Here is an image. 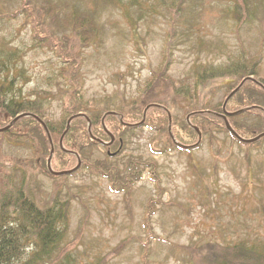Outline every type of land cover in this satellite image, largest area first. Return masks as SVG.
Returning a JSON list of instances; mask_svg holds the SVG:
<instances>
[{"label":"rangeland","instance_id":"rangeland-1","mask_svg":"<svg viewBox=\"0 0 264 264\" xmlns=\"http://www.w3.org/2000/svg\"><path fill=\"white\" fill-rule=\"evenodd\" d=\"M21 2L0 0V64L7 66L0 76L9 74L11 68L13 93L31 99L49 97L45 112L55 127L71 100L72 83L63 73L66 65L58 55V42L52 47L37 42L34 33L39 30L47 35L48 29L60 38L63 25L58 20L51 23L48 16L56 10L64 18L75 8L87 11L96 25L93 41L78 45L66 25L63 31L72 40L61 47L71 53L75 50L73 62L79 74L75 93L80 106L89 112L104 114L131 106L149 79L164 71L176 88L188 93L183 99L167 101L170 113L181 122L190 113L186 114L187 106L223 102L229 85L237 81L235 76L218 77L201 86L196 66L216 72L244 56L245 64L254 65V77H264V0L246 1L251 11L254 4V12L238 23L228 13L238 4L233 0H184L177 17L172 12L174 0H30L25 10L20 8ZM243 85L229 101L228 111L239 105L252 84L246 81ZM169 95L174 94L169 91ZM256 116L252 112L236 119L257 125L261 120ZM110 118L104 123L112 129L114 120ZM186 133L182 130L181 134L188 138ZM197 138L190 141L195 143ZM202 139L190 152L166 150L164 136L141 127L131 135L124 134L121 150L113 146L110 157L102 145L80 140L89 163L107 159L108 164L122 168L129 159H140L142 175L130 193L111 191L108 178L84 166L65 179L47 175L34 163L27 147L9 144L3 145V159L13 160L19 167L13 171L5 162L12 175L1 179L11 186L27 183L40 204L53 199L67 204L66 227L58 247L75 254L72 264L95 260L100 264H186L192 256L195 264H209L200 253L221 250L212 244L264 235V139L246 146L221 130ZM63 153L54 149L53 170L76 165L77 158L71 157L62 166ZM152 162L155 166L149 165ZM150 200L152 208H148ZM148 210L152 212L150 229L145 224ZM147 237L151 238L144 246ZM23 248L24 259L35 254L31 242Z\"/></svg>","mask_w":264,"mask_h":264},{"label":"trees","instance_id":"trees-1","mask_svg":"<svg viewBox=\"0 0 264 264\" xmlns=\"http://www.w3.org/2000/svg\"><path fill=\"white\" fill-rule=\"evenodd\" d=\"M176 1L174 0L175 4L172 8V12L175 14V17L179 15V4L184 3V0ZM246 1L248 0H233L234 3L238 2V4L235 5L232 11L228 13H233L236 23L244 21V18H248V13L251 11L249 6L251 4L247 5ZM28 5H30V0H22L20 8L25 10L28 8ZM253 7L255 8L254 4L252 6L251 12H254ZM44 8L46 11L50 9L48 5H45ZM56 11L49 13L50 15L48 16L51 23H55L56 20H58L60 24L63 25L62 29L60 25V29L62 30L60 38L58 34L53 32L49 33L48 29L45 31L48 33L47 35H41L42 33L39 30H36L34 33V38L37 40V42H45L51 47L57 45L56 42H58V45H60V51L58 52V55L62 59L63 64L66 65V68H63V73L66 75V80L70 79L69 81L72 83V90L70 93H68V98H71V100L69 103H67V105L65 104L64 113H62L63 117L61 120H59V122L56 123L57 126L55 127V124L53 125V122L49 121V119L46 117V108L48 107L49 103H51V99L49 97L45 98L39 96L38 99H31L26 96H21L20 93H13V88L11 86L13 83L12 75L15 74L12 72L11 68L9 74L3 77L0 76L1 127H4L12 122V120L20 113L29 112L34 114L33 116L24 115L20 118L18 117V119H16L6 131L0 132V174L2 173V175H0V264H72L74 262L75 255L71 254L69 249L64 250L62 247H58V244H61L62 242V238L64 236L63 231L66 227L65 222L67 221L66 217L68 210L67 204L64 202H58L57 199H53L51 203L45 202L46 204H40L34 199L36 194L30 187H28L27 183H24L21 187L15 185L11 186L9 182H2L1 178H10L12 175V173L6 169L7 165H5V162L12 167L11 169L13 171H17L19 167L17 162L3 159L4 153L2 148L4 144H9L14 147H27L31 152V157L34 163L41 167L40 170H43V173L47 175L56 177L50 174L47 171V167H45L46 156H48L50 151L49 137H51L54 144V149L64 152L62 157H60V163L62 166L67 165V161L71 157L76 158L74 155L76 153H78L81 159V165L75 172L71 174H64L63 176L61 175L59 177L65 179L69 177V175L75 174L80 168L84 166L87 167L90 172H93V174L96 173V175L108 178L110 181L109 185L111 191H127L130 193L133 184L136 183V181H138L142 175L140 159L134 160L131 158L128 162H124V166L122 168H119L116 166V164H108L107 159H104L99 163H89L88 159L86 158L87 151L85 152L83 144L79 143L80 140L84 141L85 139V141L89 142L91 145H102L107 150V156L110 157L112 155L108 154V149L118 145V149L121 150L123 146L124 134L131 135L133 134L134 130L141 127H150L159 135L164 136L166 150L177 149L186 152H190L192 149L199 147L205 134H211L212 132L215 133L217 130H221L222 132L226 133L228 137H231L234 141H237V143L239 142L240 144L246 146L255 145L257 142L259 143L264 139L263 136L252 143H242L238 140V138L236 139L227 130L223 118L219 115L222 112L221 99L214 105L205 104V106H201L199 108L195 107V105L187 106V109L185 110L186 114L188 112H193L189 117V121L192 125L197 126V128L200 129L202 138H200L201 141L199 145L194 148H184L175 144L167 130V110L170 111V109H168L167 101L172 99H183L184 97L188 96V93L182 87L176 88L171 78H168L164 71L161 72L160 75H153L149 79L142 89L143 91L140 93L138 101H134L131 106L128 105L127 107L124 105V108H120L117 111L114 110L117 112L115 114H106L105 118L109 116L111 117L110 119L114 120L112 123V129H110L105 124L107 129L111 131L110 133L114 135L113 143H111L109 146L100 144L90 137L87 130L88 120L85 116L78 115L74 117L70 122L69 128L65 134H63L66 129L67 118L75 113H84L88 116L89 121L91 122V134L105 141L110 140V136L105 133L101 124L103 113L100 114L89 112L90 109L80 106L77 100V93L75 92L79 90L77 89V78L79 79V74L76 73L77 67L75 68V63L73 62L76 61L77 58L75 50H73L71 53L67 49L61 48L64 47L63 42H69L72 40L70 39L69 34H65V31H63L67 29L66 25H68V28L70 29L69 33H71L73 41L76 43V45L83 43L84 41H93L92 39H94V36H96V32L94 30L96 25L93 16L87 11L78 12V10L75 8L64 18L62 16L58 17L59 14L56 13ZM69 15L72 16V19ZM245 60L246 58L242 56L241 60L238 63L232 65L230 68L223 66L216 72H210L214 69L208 71V69L202 65L196 66V69H198V83L202 84L201 86H204L213 82L210 80L214 78L235 76L237 81L235 83H231L226 90V93H229L237 86L241 78L249 75H256L254 65L245 64ZM6 68V65L4 67L2 64H0V73ZM9 75H11L12 78ZM257 79L264 85V77L259 76ZM248 81L252 84L249 87L250 89L244 92V96L240 97L239 100H241V102L239 101V105L232 108L231 110L236 114L227 116L231 127H233L241 135V137H252L264 131V112L258 107L253 106L257 105L264 108V88L250 80ZM243 86L244 85L242 84L237 92L231 95L232 97L225 105L227 110H229V101L235 97V95L238 93V91H240V89H242ZM169 91L171 94H174L173 97L169 95ZM151 103L159 104L161 106L152 105L146 109L147 112L145 114V119L141 125L127 126L120 122L122 120L129 122H139L142 119L143 108ZM245 104L248 106L244 107L246 106ZM252 112H256V117L261 120V123L253 125L245 121H237L236 117H241L245 114H252ZM171 117L172 120L170 130L175 137V140L184 144L193 143V141H190V138L192 137L194 140H196L198 137L196 130L193 129V126L190 125L186 119H183L181 122H179V119H177V116L174 113H171ZM40 120L44 121L48 132H46L43 126H41ZM182 130H186L188 132L189 135L186 133L189 136L188 138L181 134ZM61 134L64 135L61 146L64 147L63 143L66 144L63 150H61V146H59V138ZM68 151H71L72 153H69ZM152 163L153 164L149 165L155 166V163ZM27 170L28 168H22V171ZM31 174L35 175L33 172ZM152 203L153 201L150 200L148 208H152ZM151 213L148 210L147 215L145 216V224L148 229L151 228V225L149 224L150 221H148L150 217L149 215H151ZM60 224H63L61 228ZM149 234H151V232ZM150 238L151 237H147L142 242V244H146ZM29 242L34 245L35 249L33 251L35 254H32L29 259H24V243ZM212 246L218 247L221 250L215 251V254L200 253L209 264H264V235H256L253 238L246 237V239L238 238L224 244H212ZM203 247L205 246L199 248V251ZM56 250L57 254H53ZM198 258L200 259V256H198ZM213 258L214 260L211 262V259ZM195 263L196 262L192 256L189 258L186 264ZM90 264L100 263L99 261L95 260Z\"/></svg>","mask_w":264,"mask_h":264},{"label":"water","instance_id":"water-1","mask_svg":"<svg viewBox=\"0 0 264 264\" xmlns=\"http://www.w3.org/2000/svg\"><path fill=\"white\" fill-rule=\"evenodd\" d=\"M246 80H250V81H252V82H254L255 84H257V85H259V86H261L262 88H264V85L263 84H261V82L260 81H258L256 78H254L253 76H246V77H244L240 82H239V84H237V86L233 89V90H231L230 92H229V94L228 95H226V97H225V99H224V101H223V103H222V107H221V109H222V112L219 114L220 115V117H222L223 118V120H224V124H225V127H227V130L237 139L238 138V140L240 141V142H242V143H252V142H255V141H257L258 139H260L261 137H263L264 136V131L263 132H260V133H258L257 135H255V136H252V137H247V138H245V137H241V135L233 128V127H231V124L229 123V121H228V117L227 116H231V115H235L236 113L235 112H232V111H228L227 109H226V104H227V102H228V100L232 97L231 95H233L240 87H241V84H243ZM152 105H159V104H155V103H151V104H148L144 109H143V115H142V119L139 121V122H135V123H128V122H123V120L122 121H120L121 123H123V125H134V126H137V125H141L142 123H143V120L145 119V114H146V112H147V110L146 109H148L150 106H152ZM159 106H161V105H159ZM254 107H258L259 109H261L263 112H264V108L263 107H261V106H257V105H253ZM163 107V106H162ZM165 108V107H164ZM115 113H117V112H114V111H108V112H106V113H104L103 114V116H102V118H101V124H102V126H103V129H104V131H105V133H107L109 136H110V140L109 141H104V140H102V139H100V138H97V137H95L93 134H91V122L89 121V118H88V116L86 115V114H84V113H75V114H73V115H71L70 117H68L67 118V120H66V129H65V131H64V133L63 134H65V132L67 131V129L69 128V126H70V122H71V120L74 118V117H76V116H78V115H80V116H85L86 117V119L88 120V123H87V130H88V134L90 135V137L93 139V140H96L97 142H99V143H102V144H105V145H107V146H109L111 143H113V140H114V135L112 134V133H110V131L107 129V127L105 126V123H103L104 122V118H105V116H106V114H115ZM193 112H191V113H189L187 116H186V120H187V122L190 124V125H192L191 124V122L189 121V117H190V115L192 114ZM24 115H28V116H33L34 114H32V113H20V114H18L13 120H12V122H10L9 124H7L6 126H4V127H0V132H3V131H6L7 129H8V127L9 126H11V124L16 120V119H18V117L20 118V117H22V116H24ZM167 115H168V132H169V134H170V136H171V138H172V140H173V142L175 143V144H177V145H180L181 147H184V148H194V147H196V146H198L199 145V143H200V141H201V131H200V129L199 128H197V126H194V125H192L193 126V129H195L196 130V132H197V135H198V138H197V141L195 142V143H193V144H183V143H181V142H179V141H177V140H175V137L173 136V134H172V132H171V120H172V117H171V113H170V111L169 110H167ZM40 123H41V126H43V128L45 129V131L46 132H48V129H47V126H46V124L44 123V121L43 120H40ZM63 134H61V136H60V138H59V146H61V144H62V139H63ZM49 141H50V153H49V156H48V158H47V162H46V166L45 167H47V170H48V172L50 173V174H52V175H54V176H63L64 174H71V173H73V172H75L79 167H80V165H81V159H80V157H79V155H78V153H76V154H74L75 156H76V158H77V163H76V165H74V167H72L71 169H64V170H53L52 169V167H50V161H51V155L53 154V152H54V146H52L53 145V142H52V139H51V137H49ZM68 152H70V153H72L71 151H68ZM108 154H111V155H113L114 154V152L113 153H111V152H108Z\"/></svg>","mask_w":264,"mask_h":264},{"label":"flooded vegetation","instance_id":"flooded-vegetation-1","mask_svg":"<svg viewBox=\"0 0 264 264\" xmlns=\"http://www.w3.org/2000/svg\"><path fill=\"white\" fill-rule=\"evenodd\" d=\"M110 151V149H108Z\"/></svg>","mask_w":264,"mask_h":264}]
</instances>
